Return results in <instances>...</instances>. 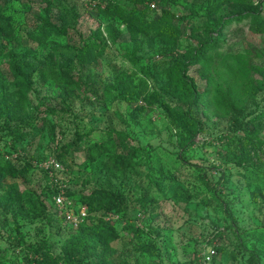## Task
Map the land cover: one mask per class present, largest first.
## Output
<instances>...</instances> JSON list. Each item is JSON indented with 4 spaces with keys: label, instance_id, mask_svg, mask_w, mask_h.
Listing matches in <instances>:
<instances>
[{
    "label": "rangeland",
    "instance_id": "1",
    "mask_svg": "<svg viewBox=\"0 0 264 264\" xmlns=\"http://www.w3.org/2000/svg\"><path fill=\"white\" fill-rule=\"evenodd\" d=\"M117 1L106 17L99 0H0V264L86 237L53 197L76 209L98 188L126 210L85 264H205L210 246L208 264H264V0Z\"/></svg>",
    "mask_w": 264,
    "mask_h": 264
},
{
    "label": "trees",
    "instance_id": "2",
    "mask_svg": "<svg viewBox=\"0 0 264 264\" xmlns=\"http://www.w3.org/2000/svg\"><path fill=\"white\" fill-rule=\"evenodd\" d=\"M89 3L91 1L96 0H87ZM101 1L103 5L97 4V10L101 11L105 14L106 17L112 16L115 12L122 11L123 7L121 3H119L117 0H99ZM96 4V3H95ZM78 14L77 12L73 11L72 17L77 18ZM183 18V17H182ZM45 26L47 27L46 30L48 32L51 31H57V32H64V28H61L60 26H57L55 24L50 23V21L45 20ZM159 33H164L165 36L174 38L176 35V31L173 26L170 25H162ZM85 46V47H84ZM214 45H207L206 47L203 46V44H200L194 51L196 55H202L204 56L206 52L209 50H212ZM84 50H91L93 48H96L97 46L94 44V42L85 43L83 45ZM194 56V55H193ZM15 58V57H14ZM192 59L189 58L186 60L188 64L192 63ZM185 62V63H186ZM65 75V79L74 81L78 80V77H74L71 73L63 72ZM181 77L186 80L187 78V71L185 67L183 70H181ZM76 78V79H75ZM27 77L20 75L18 77V82L24 87L28 88L29 82H27L26 85H23V82L26 83ZM224 99L226 103V107L229 109L228 111L233 112L231 115H233L234 120H238L239 116L243 113V108L239 107L237 108L234 104V102L231 100L228 93H224ZM200 97V96H199ZM202 97V96H201ZM199 101L198 96L196 93H193L190 100L187 103V107L185 110V115L188 116L192 121L196 122V119L191 116V109L192 107ZM249 121H245V124H248ZM35 126V125H34ZM38 127H29L26 131L27 133L29 131H36ZM113 161L117 162L118 164L122 165L124 164V161L126 162L127 159H124L123 156L115 155L113 157ZM242 156H240V159ZM242 160V159H241ZM238 163L240 164L241 161L239 160ZM56 194V191L55 193ZM83 205L87 208V216L85 219H88L90 223H82L80 224L81 229L87 225L88 231L86 228H83L86 230V233L88 234L86 237H82L81 239H78L72 244H70L68 247H66L62 254L54 255L49 248L45 247V245H35V243L30 244L27 247V251L30 254L31 259L28 261L27 264H85L84 258L88 256V252L92 250L96 244L102 242L100 241V238H105L106 240H111L117 237V232L115 231V225L118 222L120 218H123L119 215V212H125L126 210V204L124 201V197L121 194H115L113 191H110L108 189L104 188H98L91 191V193L85 195L83 197ZM101 211V215H97L95 218H92L90 216L92 211ZM113 215H118V219L114 218ZM136 235H138L140 232L139 228L134 227L132 230ZM45 243V242H44ZM214 258V257H213ZM212 258V260H213ZM86 260V259H85ZM94 264H107L104 261H98Z\"/></svg>",
    "mask_w": 264,
    "mask_h": 264
},
{
    "label": "built area",
    "instance_id": "3",
    "mask_svg": "<svg viewBox=\"0 0 264 264\" xmlns=\"http://www.w3.org/2000/svg\"><path fill=\"white\" fill-rule=\"evenodd\" d=\"M49 164L52 166L53 169L61 168V165L55 159H50ZM54 203L60 207L63 211L65 220L69 223L77 225L83 222L87 216V208L86 206H80L79 208H72L70 204L65 200L64 194L62 191H58L54 197ZM215 248L210 246L204 253H203V263L208 264L211 262L213 256L215 255Z\"/></svg>",
    "mask_w": 264,
    "mask_h": 264
}]
</instances>
